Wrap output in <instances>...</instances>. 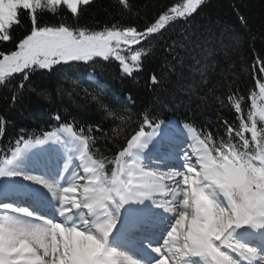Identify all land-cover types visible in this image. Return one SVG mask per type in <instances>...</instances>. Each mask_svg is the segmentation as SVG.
I'll list each match as a JSON object with an SVG mask.
<instances>
[{
    "label": "snow or ice",
    "instance_id": "1",
    "mask_svg": "<svg viewBox=\"0 0 264 264\" xmlns=\"http://www.w3.org/2000/svg\"><path fill=\"white\" fill-rule=\"evenodd\" d=\"M92 3L0 0V44L12 46L0 49V88L12 84L13 104L18 93L36 91L33 74L72 62L94 68L114 59L131 77L152 52L150 38L177 24L184 25L181 38L165 42L171 54L166 71L150 82L163 87L170 74L181 81L185 70L198 71L205 82L211 49L192 23L205 0H183L142 29L113 24L90 31L44 22V15L64 12L78 20L82 6ZM118 4L131 12L130 0ZM19 30L23 36L15 35ZM95 87L100 91L91 99L112 115L102 86ZM255 95L256 110L247 116L244 97L228 96L239 124L224 121L227 139L219 141L191 123L177 125V133L153 112L141 114L138 130L111 159L92 151L91 132L103 134L98 125L77 129L59 113L52 117L57 126L34 141L19 137L0 165V264H141L120 248L140 253L143 264H264V107L257 109ZM259 96L264 100V82ZM5 126L0 117V138Z\"/></svg>",
    "mask_w": 264,
    "mask_h": 264
},
{
    "label": "trees",
    "instance_id": "2",
    "mask_svg": "<svg viewBox=\"0 0 264 264\" xmlns=\"http://www.w3.org/2000/svg\"><path fill=\"white\" fill-rule=\"evenodd\" d=\"M182 2L130 0L132 10L129 12L118 4V0H93L89 6H82L78 20L68 12L56 17L47 14L43 19L49 24L62 20L69 26L86 27L90 31H99L113 24L142 29L163 11ZM240 16L245 18L246 24H241ZM192 23L211 49L203 83L198 71L188 70H185L181 81L170 74L163 87L150 82L151 75L156 74L159 79L166 71L165 59L171 60L166 43L170 45L178 41L184 27L177 24L166 30L163 36L157 34L156 38H150L152 52L142 58L140 71L131 77L122 73L114 59L103 61L97 58L100 62L94 68L91 62H72L62 69L57 65L56 69L60 71L33 74L31 80L36 91L18 93L15 104L11 102L12 84L7 89L0 88V117L6 120L5 133L0 138V163L15 150L19 137L34 141L42 132L54 129L57 122L52 117L56 113L77 129L100 127L103 134L91 132L96 141L92 146L95 158H113L125 145L126 137L130 138L138 130L144 112H153L162 121L175 117L179 122L191 123L205 133L211 132L217 141L227 139L223 122L228 121L233 127L239 124L238 114L228 100L229 95L244 97L241 103L245 116L250 110H256L252 109V93L256 94L257 109L264 107V100L259 96V83L264 82L261 79L264 72L260 71L264 67V0H205ZM27 24L25 20V27ZM15 35L23 36L24 30L17 31ZM142 45L149 47L147 41ZM11 47L10 44H0V49ZM132 47L140 48L141 45ZM179 51L183 54V49ZM89 71L98 76L97 82L87 78ZM19 78L20 75L16 74L14 80L18 82ZM96 84L102 86L103 101L112 109V115L91 99V94L100 91ZM188 85H194L191 92L187 90ZM111 167L106 164V169Z\"/></svg>",
    "mask_w": 264,
    "mask_h": 264
},
{
    "label": "bare ground",
    "instance_id": "3",
    "mask_svg": "<svg viewBox=\"0 0 264 264\" xmlns=\"http://www.w3.org/2000/svg\"><path fill=\"white\" fill-rule=\"evenodd\" d=\"M168 124L171 126L172 125V122H169ZM173 131H175V132L178 133L180 131V129L178 130V129H175L173 127ZM177 170H179V169H177ZM118 251L121 253L122 256H131V258L140 260L141 261V264H143L142 261H143L144 257L140 253H135L133 251L125 250L123 248L118 249Z\"/></svg>",
    "mask_w": 264,
    "mask_h": 264
},
{
    "label": "rangeland",
    "instance_id": "4",
    "mask_svg": "<svg viewBox=\"0 0 264 264\" xmlns=\"http://www.w3.org/2000/svg\"><path fill=\"white\" fill-rule=\"evenodd\" d=\"M36 147H41V146L38 145V146H36ZM21 148H23V146H22ZM32 150L34 151L35 149H32ZM0 214H3V213H0ZM142 262H143V261H142Z\"/></svg>",
    "mask_w": 264,
    "mask_h": 264
}]
</instances>
